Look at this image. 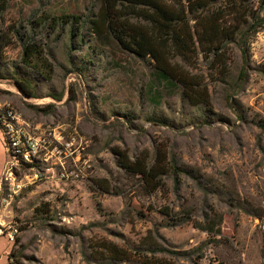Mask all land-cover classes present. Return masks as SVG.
<instances>
[{
  "label": "rangeland",
  "instance_id": "1",
  "mask_svg": "<svg viewBox=\"0 0 264 264\" xmlns=\"http://www.w3.org/2000/svg\"><path fill=\"white\" fill-rule=\"evenodd\" d=\"M99 7L98 0H0V69L9 76L0 79V108L14 107L42 129L61 127L65 139H75L66 167L81 171L79 178L62 177L57 156L39 170L18 168L26 186L5 222L20 228V242L0 237V264H16L14 250L21 264L32 257L43 264H112L87 261L91 246L104 241L132 251L162 246L168 251L141 252L169 264H264V7L259 0H212L198 12L223 20L225 34L218 38L226 76L212 69L206 40L191 59L176 61L210 87L211 111L160 80L153 61L105 36L95 41L89 32L86 43L52 39V71L32 72L19 63L22 48L12 29L21 22L44 14L93 16ZM15 75L32 81L37 98L17 88ZM124 156L151 165L159 160L161 187L149 193L139 176L120 166ZM10 160L0 129V164ZM172 164L183 169L178 177ZM41 172L44 178H35ZM170 217L186 221L168 226Z\"/></svg>",
  "mask_w": 264,
  "mask_h": 264
},
{
  "label": "trees",
  "instance_id": "2",
  "mask_svg": "<svg viewBox=\"0 0 264 264\" xmlns=\"http://www.w3.org/2000/svg\"><path fill=\"white\" fill-rule=\"evenodd\" d=\"M100 7L98 12L89 16L84 15H41L35 21H29L27 25L20 23L12 29L16 39L21 45L22 56L20 64L30 71L41 72L42 68L51 71L50 43L52 39L57 40L66 37L71 44L86 43L87 32L98 40L102 36L109 38L118 47L132 56L141 60H151L155 66V73L160 80L166 81L169 85L181 90L182 98L192 106L200 107L211 111L212 103L210 98V87L202 85L194 75L182 68L176 61H187L191 59V53L195 52L197 44L204 40L212 44L208 48L214 56L211 67L219 71L220 75L226 76L228 63L224 60L222 44L219 36L225 34L223 20L218 22L214 14L205 17L198 15V12L207 9V2L212 0H98ZM180 5V7H178ZM264 7V0H259V8ZM188 12V15H187ZM191 16H190V15ZM250 18L257 19L259 14L254 16L249 12ZM194 21V23H192ZM39 30V31H38ZM41 36V39L38 37ZM209 40V41H208ZM4 36L0 30V62L4 55ZM174 52L173 55H170ZM243 67L240 71V81H245L247 74L248 59L246 51H243ZM89 54L84 55L88 59ZM86 62V61H85ZM1 64V63H0ZM75 64V63H74ZM82 71L81 68H79ZM17 88L29 98H37L36 87L32 81L23 76H13ZM9 78L1 73L0 79ZM225 81V79H224ZM56 101H62L63 95H49ZM53 105H48L51 107ZM208 108V109H207ZM160 161L157 160V163ZM156 164L144 162L141 159L130 160L124 156L120 159V166L129 174L139 176L145 183L149 193L155 192L161 187L160 177L164 174L160 169L164 168ZM39 164L22 162L23 169L38 168ZM171 171L178 177L182 168L171 165ZM168 226L182 224L185 219H173L170 217ZM209 220V214H205V221ZM206 230V229H204ZM20 238L16 239V244ZM93 253L86 257L103 260L112 264H169L162 259L150 258L147 253L167 252L162 246L153 243H146L137 246L135 251L118 246L111 241H104L100 245L91 246ZM145 250L147 253L141 252ZM135 252V254H134ZM174 254V251H170ZM176 254V253H175ZM19 253L14 250L10 254L16 264H21ZM154 261V262H152ZM31 264H43L32 257Z\"/></svg>",
  "mask_w": 264,
  "mask_h": 264
},
{
  "label": "built area",
  "instance_id": "3",
  "mask_svg": "<svg viewBox=\"0 0 264 264\" xmlns=\"http://www.w3.org/2000/svg\"><path fill=\"white\" fill-rule=\"evenodd\" d=\"M58 128L50 125L43 129L33 126L14 107L8 105L0 108V129L11 158L0 175V237H7L10 242H16L21 232L18 226L5 222V213L15 197L26 186L24 179L18 173V168H22V162H35L39 164V170L41 165L46 166L45 163H48L49 156H57L62 169L60 172L62 177H80V170H69L66 167L68 157L74 152L72 146L75 139H65L61 133L63 131H60L61 127ZM51 169L48 168V170ZM38 177L43 179L44 174L42 172L36 174L35 178ZM28 179L33 181L34 177Z\"/></svg>",
  "mask_w": 264,
  "mask_h": 264
},
{
  "label": "crops",
  "instance_id": "4",
  "mask_svg": "<svg viewBox=\"0 0 264 264\" xmlns=\"http://www.w3.org/2000/svg\"><path fill=\"white\" fill-rule=\"evenodd\" d=\"M1 145L3 146V143L1 142ZM5 146V145H4ZM6 150V149H5ZM7 163V162H6ZM5 163V164H6ZM5 164L4 163H1L0 164V175L2 174V172L4 171V169H5Z\"/></svg>",
  "mask_w": 264,
  "mask_h": 264
}]
</instances>
